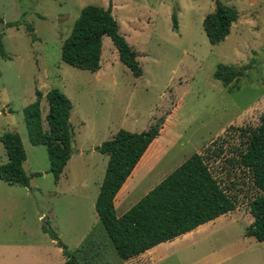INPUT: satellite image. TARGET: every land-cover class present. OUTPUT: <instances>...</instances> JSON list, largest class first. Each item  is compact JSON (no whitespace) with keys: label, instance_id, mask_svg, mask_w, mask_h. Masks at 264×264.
Masks as SVG:
<instances>
[{"label":"rangeland","instance_id":"1","mask_svg":"<svg viewBox=\"0 0 264 264\" xmlns=\"http://www.w3.org/2000/svg\"><path fill=\"white\" fill-rule=\"evenodd\" d=\"M111 1L119 32L139 52V77L119 60L107 36L96 72L60 58L62 42L81 8H106L108 0H0V33L9 55L0 56V136L17 131L27 155L25 172L42 173L31 176L29 187L0 180V264H61L65 246L76 264H264V241L244 235L253 220L247 204L251 193L244 184L235 210L128 261L116 254L94 208L107 162V155L95 147L119 128L140 132L154 123L162 125L117 198V216L191 154L224 135L227 126L258 124L264 111V0H221L237 10L238 19L217 44L208 41L202 27L215 0ZM172 12L177 28L172 27ZM14 21L20 24L6 26ZM218 63L248 69L224 86L213 76ZM54 87L72 103V154L58 185L48 172L46 147L29 141L22 114L38 89L44 117V94ZM0 160H6L1 142ZM46 222L61 232L63 244L56 245L61 254L44 245L37 232Z\"/></svg>","mask_w":264,"mask_h":264},{"label":"trees","instance_id":"2","mask_svg":"<svg viewBox=\"0 0 264 264\" xmlns=\"http://www.w3.org/2000/svg\"><path fill=\"white\" fill-rule=\"evenodd\" d=\"M237 19L238 12L234 7L215 0L213 10L202 20L208 41L217 44L224 39ZM171 20L172 27L177 28L175 12H172ZM19 24L14 21L6 26ZM27 30L34 40V29L30 24ZM2 34L0 56L9 59ZM105 36L111 39L119 60L131 74L141 76L139 52L119 32L111 0L106 8L94 4L81 8L70 33L62 42L61 60L79 69L98 71ZM246 69V65L218 63L213 76L228 86L239 80ZM44 96L48 105L44 117L40 105L43 93L38 89L35 100L22 108V114L29 141L46 147L48 172L52 173L54 182H58L72 154L73 130L69 119L72 103L55 87ZM161 129L162 125L157 123L140 132L119 128L111 138L95 147L96 151L107 155V162L94 208L118 257L128 260L160 243L180 235L184 237L198 226L235 210L243 190L241 184L246 185L247 192L251 193L247 204L253 218L244 235L264 241V111L259 115L257 125L227 126L224 135L214 138L201 152L191 154L124 213L116 215V195L141 163ZM231 137L233 141H230ZM0 142L6 153V160H0V180L9 185L29 187L31 176L42 173L36 171L29 176L25 172L23 163L27 155L20 134L6 131L0 136ZM41 227L58 246H62V241L47 222ZM63 254L67 258L65 264H76V257L66 246Z\"/></svg>","mask_w":264,"mask_h":264},{"label":"crops","instance_id":"3","mask_svg":"<svg viewBox=\"0 0 264 264\" xmlns=\"http://www.w3.org/2000/svg\"><path fill=\"white\" fill-rule=\"evenodd\" d=\"M45 122V121H44ZM44 126L46 127V122L44 123ZM156 141V140H155ZM140 166V164L138 165V167ZM135 172V171H134ZM133 172V173H134ZM132 173V174H133ZM132 177V175L130 176V177H128L127 178V181H126V183L123 185V188L121 189V191L118 193V195H116V197H115V199H114V204H115V208H116V202H117V198L120 196V194H122V191L124 190V188H125V186L128 184V181H129V179ZM60 178H61V176H60ZM102 181V180H101ZM56 183V185H58L59 183H60V179H59V181L58 182H55ZM100 186V185H99ZM37 191H40L39 193H41V190H40V188H35ZM128 193V192H127ZM48 194V193H47ZM46 193H45V195H47ZM50 195H52L53 197H55V192L54 193H50ZM48 196V195H47ZM46 206L47 207H49L50 205L47 203L46 204ZM51 207V206H50ZM45 212L46 211H43V212H41V214H40V216L39 217H41V216H44V214H45ZM50 212V211H49ZM99 219V218H98ZM55 229L57 230V235H58V237H59V240L61 241V239H60V234H61V232L59 231V228L57 227V226H55ZM44 239H43V242H44V245H48L49 247L50 246H52V250L53 249H55L56 250V252H58V253H60V252H62L61 251V248L60 247H56V245H57V243H56V241L55 240H52L49 236H48V234L47 233H45V232H43V230H42V227H40L39 229H38V231H37ZM24 234H26V233H28L27 232V230L26 229H24V232H23ZM80 243V244H79ZM78 244H77V246L75 247V252H79V249H80V246H81V244H82V242H79ZM161 244V243H160ZM159 245V244H158ZM157 246V245H156ZM43 246H42V244H39V248H42ZM45 247V246H44ZM156 247L154 246V247H152L151 249H149V250H147V251H150V250H154ZM147 251H145V252H147ZM144 253V252H143ZM143 253H141V254H143ZM61 254V253H60ZM61 256V261H62V263L61 264H65V261H66V257L64 256V254H63V252H62V255H60ZM65 257V258H64ZM136 257V256H135ZM130 259H132V258H130ZM130 259H128V260H130ZM78 260V259H77ZM128 260H124V261H128Z\"/></svg>","mask_w":264,"mask_h":264},{"label":"water","instance_id":"4","mask_svg":"<svg viewBox=\"0 0 264 264\" xmlns=\"http://www.w3.org/2000/svg\"><path fill=\"white\" fill-rule=\"evenodd\" d=\"M64 247H62V249H63Z\"/></svg>","mask_w":264,"mask_h":264}]
</instances>
